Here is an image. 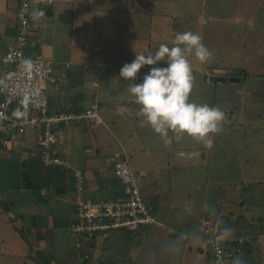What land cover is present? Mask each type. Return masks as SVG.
Wrapping results in <instances>:
<instances>
[{"label": "crops", "instance_id": "crops-1", "mask_svg": "<svg viewBox=\"0 0 264 264\" xmlns=\"http://www.w3.org/2000/svg\"><path fill=\"white\" fill-rule=\"evenodd\" d=\"M23 1L29 4L30 34H33V39H35L32 41L30 38V49L27 55L33 57L41 54L47 59L51 63L53 75L58 81L57 84H46L45 86L49 111L56 113L72 110L75 113H83L91 105H96L97 114L102 121L101 124H94L83 120L54 127L58 140L52 146V153L60 156L70 169L82 170L84 175L82 195L93 201L124 197L122 184L114 177L112 171L113 154L122 150L127 157L130 158V154L137 161V164L134 165L135 172L131 166L130 168L134 173L140 194L143 193L141 197L149 211L156 217L158 221L156 226L166 228L169 235H174L182 242V238H186V242H184L186 244L191 241L197 242L195 248L198 254H201L199 231L205 224H211L213 232L217 236H246L252 240H259L257 243L261 244L264 230L259 229L258 223L253 225L247 221L238 222L235 220L224 227L220 207L216 209L213 202L206 204L204 214L194 229L186 232L180 227L171 225L173 222H170V219H177L176 216H173V211L177 206L157 200L160 178H156V176L161 175L167 178L165 175L173 174L180 168L189 169L192 167L190 151L194 148V156L200 149L198 165L207 159L210 152L209 148L200 145L202 142L189 139L187 136L179 142L173 140L170 146H165L159 135L150 126L142 123L144 118L138 115L140 105L135 103V97L128 91L131 82L124 81L119 76L121 68L135 59L134 54H151L150 45L160 46L165 42L172 45L164 29L165 18H169L170 15L166 4L172 3V1L0 0V54L15 45L14 38L18 32L16 7ZM131 4L133 5L131 19L135 18L136 9L134 6H136L141 10L143 21L147 20L148 30L146 40H133L137 45L132 49L130 46H126V40L133 30H129L126 34H120L115 26L117 20H119V24H126L128 16L126 12L122 11V7ZM37 9L43 11L44 16L34 17L32 13ZM112 20H114L113 23L110 22ZM170 25L172 24L169 20ZM103 26L112 28V31L105 33ZM154 30L155 40L151 41ZM170 32L174 34L173 39L178 34L173 28ZM164 34L166 41L163 39ZM156 66L160 67L161 65ZM145 67L149 68V66ZM145 67L138 73L135 83H142L143 77L146 75ZM213 75V73L205 71V81ZM103 76H110L111 80L102 82ZM240 80L239 78V82ZM211 83L217 86H234L230 83H217L210 80L209 84ZM115 95L116 97L113 99ZM238 114L240 118L244 117L240 110ZM26 132V135L21 136L15 143V149L18 147L22 149L25 156L30 151L37 149L39 138L37 129H28ZM33 135L35 136V145L25 146V140ZM185 139L187 143L184 142ZM168 149H171V153L159 162L158 157ZM180 152H184L185 155L179 156ZM171 169L173 171H170ZM150 174L153 175V179L148 178V176H152ZM64 189V194H54L52 191L54 189L51 188L47 191L50 200L43 204L38 202L32 192L23 188L20 192L18 191L21 193L19 199L7 200L0 194V200L2 199V202L7 206V210H3L0 206V264H3V255L7 257V264H11L12 261L15 264H35L39 262V259H42L43 264H73L77 261V253L71 252L69 255L68 248L70 246L63 244L64 241H69L65 235H70L67 227L68 222L65 223V221H70L74 215L72 206L74 183L72 186V183L67 180ZM254 198L250 197L252 200ZM242 201L239 202L238 207L245 210L248 205L244 206ZM163 213L168 216L164 218ZM14 217L19 220L18 227L25 228L27 231L26 240L21 239L11 225V229L4 225L8 224L7 220ZM226 217V215L223 216L224 219ZM257 219L259 220V218ZM152 228L143 229L141 237H145ZM130 235L134 238L133 233ZM13 236H17L20 240L19 247H16L18 243L13 244ZM59 236H62L63 239L58 240ZM118 237L121 235L114 231L113 233L104 232L92 242H85L81 246L82 248L76 252L80 253L79 257L92 254L91 251L97 255L101 244H107V239L111 242ZM67 238L68 240H66ZM250 241L244 242L248 243L247 247L244 251L236 253L235 258L240 257L244 262L249 263L247 256L252 249L249 248ZM130 242L131 240L129 244ZM55 246L56 248L58 246V250L55 249ZM240 246H244V244L242 243ZM241 252L244 255H239Z\"/></svg>", "mask_w": 264, "mask_h": 264}, {"label": "rangeland", "instance_id": "rangeland-1", "mask_svg": "<svg viewBox=\"0 0 264 264\" xmlns=\"http://www.w3.org/2000/svg\"><path fill=\"white\" fill-rule=\"evenodd\" d=\"M169 1L172 3L166 4V8L169 9L170 19L165 18L164 22L168 39L171 42L173 40L174 34L170 32L172 28L177 33L191 31L202 37V42L212 53L211 59L203 64L194 56L189 58L194 76L189 102L219 107L227 113L223 130L214 134L213 147L209 149V156L205 161L198 165L200 149L194 156V148L190 151L192 167L180 168L173 174L165 175L167 178L156 176L160 178L157 200L177 206L173 211V216L177 219H170V222H173L171 225L186 232L194 229L203 216L208 202H213L216 209L220 207L224 227L231 221L238 220L253 225L258 223L259 229L264 230V0ZM132 7V4L122 7V11L128 16L126 24H119V20L115 21L120 34L133 30L126 40V46H130L131 49L137 45L133 40L143 41L148 36L147 20L143 21L141 10L136 6L135 18L131 19ZM182 15H185L183 19L180 17ZM169 20L173 26H169ZM252 27H256L254 33L259 36L254 37V34L249 33ZM103 30L110 33L112 28L103 26ZM154 33L155 30L151 41L155 40ZM165 34L163 39L166 41ZM243 44L247 47H242ZM168 46L171 48L173 45ZM149 48L152 51L151 55H154L159 46L150 45ZM135 56L136 54L134 58ZM159 64L160 67H166L165 62ZM145 68L144 73L147 74L149 68ZM205 71L213 73L211 77H225L224 83L234 86L209 84L210 77L205 81ZM229 78H237L238 81L231 82L228 81ZM102 80V82L111 80V77L103 76ZM115 97L116 95L113 99ZM239 110L243 112V118H240ZM184 142L187 143L186 139ZM24 145L34 146L35 136L28 137ZM169 153L171 149L164 151L158 157L159 162ZM24 156L19 147L14 152L0 153V194L7 200L21 198L19 192L22 180L19 166ZM129 156L130 166L135 172L134 165L137 161L130 154ZM148 178L153 179V175ZM252 196L255 197L254 200L250 199ZM241 200L244 206L248 205L245 210L238 207ZM2 201L1 199L0 203H4ZM1 208L4 210L2 206ZM224 215L227 216L225 219ZM162 216L165 218L168 215L163 213ZM4 225L11 229L9 222ZM149 227L153 228L145 237H141V230L133 232L134 238L130 244L121 237L114 238L111 242L107 239V244L100 245L97 255L91 251L92 254L87 255L90 257L89 261L80 259L75 264H208L205 256L198 254L195 248L197 242L191 241L186 244L176 239L174 235H169L166 228H159L156 225ZM65 236L69 241H64L63 244L70 246L69 255L72 252L80 256V253L76 252L79 249L76 248L74 239L70 235ZM240 238L251 240L249 248L252 249L247 256L249 263L243 261L244 264H264V238L262 237L261 244L257 243L259 241L257 239L252 240L246 236ZM12 242L18 243L16 247L21 245L17 236H13ZM55 249L58 250V246L57 248L55 246ZM239 255L244 253L241 252ZM6 259V255H3V264H7ZM235 259L233 257L220 262L233 264ZM11 264L15 262L12 261ZM35 264H43L42 259Z\"/></svg>", "mask_w": 264, "mask_h": 264}, {"label": "built area", "instance_id": "built-area-1", "mask_svg": "<svg viewBox=\"0 0 264 264\" xmlns=\"http://www.w3.org/2000/svg\"><path fill=\"white\" fill-rule=\"evenodd\" d=\"M27 4L22 2L18 11L20 28L28 26ZM26 35L17 36L18 46L9 48L0 58V144L2 148L9 147L12 139L23 128L39 131L38 147L46 165H60L58 157L50 158L49 148L57 142V136L52 128L58 125H68L70 122L88 120L94 124L102 121L97 114L96 105H91L83 113L63 112L52 113L48 109V98L45 84L54 83L51 63L42 55L29 57L23 52ZM16 105L15 113L11 109ZM113 174L122 184L124 197L113 200L93 201L82 195L83 177L80 170L75 171L77 179L75 191V210L78 225L72 230L77 232H107L117 229L138 231L143 225L158 224L156 217L145 205L137 186L134 173L130 168L129 159L124 151L113 154ZM203 236L200 248L204 253L212 252V262L216 263L225 256L223 246H230L233 252L239 253V248L249 239L240 237L217 236L213 226L202 227ZM78 246V244H77Z\"/></svg>", "mask_w": 264, "mask_h": 264}, {"label": "clouds", "instance_id": "clouds-1", "mask_svg": "<svg viewBox=\"0 0 264 264\" xmlns=\"http://www.w3.org/2000/svg\"><path fill=\"white\" fill-rule=\"evenodd\" d=\"M32 15L39 18L44 13L37 9ZM171 43V48L166 43L160 44L154 55L136 54L131 63L121 68L119 76L131 82L128 91L140 105L138 115L144 118L142 123L150 126L165 146L187 136L210 149L214 134L223 130L226 114L219 107L189 102L194 83L189 58L194 56L203 64L211 59L212 53L203 44L202 37L191 31L178 33ZM160 62H165L166 67H157ZM145 66H149L148 73L142 83H135ZM178 155L184 156L185 153ZM216 264H221L219 256ZM233 264L244 262L237 257Z\"/></svg>", "mask_w": 264, "mask_h": 264}, {"label": "trees", "instance_id": "trees-1", "mask_svg": "<svg viewBox=\"0 0 264 264\" xmlns=\"http://www.w3.org/2000/svg\"><path fill=\"white\" fill-rule=\"evenodd\" d=\"M26 4H27V11H28L29 4L28 3H26ZM20 5H17V7H16V23H17L18 32L14 38V41H15L14 44L15 45L13 47H10V48H14V47L18 46L17 36L19 34H21L22 32H24L27 39L25 41V46L23 47V52H24V54L27 55L28 51L30 49L29 48L30 42H31L30 38L32 39V41H34L35 39H33V34H30L31 30H30V15L29 14H27V20H28L27 28L25 30H22L20 28V19H19V15H18V11L20 10ZM184 16L185 15L180 16L181 19H183ZM255 28L256 27H252L251 31L249 32V33L254 34V37L259 36L258 34L254 33ZM245 46H246V44L242 45V47H245ZM6 52H7V50L4 53H1L0 58L3 57ZM215 66H217V64H215ZM244 76H246V73ZM57 82L58 81L55 80L54 83H49V84H57ZM15 108H16L15 104L11 106L13 113H15V115H17ZM63 112H73V111L72 110H66ZM56 113H58V112H56ZM62 125H64V124H62ZM28 129H31V128H23L19 133H17L15 135V137L12 139L11 145L9 147L2 148V145L0 144V153L6 154L7 152H14L15 146H16L15 143L18 142V140L21 138V136H23L24 134L26 135V133H27L26 131ZM32 130H34V129H32ZM55 131H56V128H52V132L54 134H55ZM52 146L48 150L50 158H52V157L57 158L58 157V159L61 160L62 164L55 165V166H53L51 164L46 165L43 162L44 160L42 158V153L40 152V149L37 145V149L30 151L28 153L27 157L24 156L22 162L20 163L19 169H20V175H21V180H22L21 188H23L25 190H29L30 192H32L34 194V196L36 197V199H38V202L40 204H43V203H47L50 200V197L48 196L47 191H49L51 188L54 189V190H52L54 194H64V192H65L64 185L67 184V180L70 183H72V186L74 183L73 200H72V203H73L72 206H73V211H74L73 214L74 215L71 218V220L68 221L67 227L70 231V235L72 236V239H74V241H75L76 248H79V250H80V248H82L81 246H83L85 242H87V243L92 242L93 240L97 239L98 236L103 234V232L92 231L89 233L87 231L77 232V231L72 230L73 226L78 225V218L76 217V210H75V204H74L75 195H76L75 187H76V183H77V179L75 177V171L80 170L81 175L83 177V181H84V175H83V172L81 169H77V168L70 169V167L67 165V163L60 156L53 154L52 153ZM27 150H28V148H27ZM119 151H121V150H118L115 153H117ZM44 190H45V192H42ZM96 202H98V201H96ZM8 222L13 227V230L18 233V235L20 236L21 239H23V240L27 239V234H28L27 231L24 228H22V227L20 228L15 224V222L19 223V220L15 219V217H14L13 219H9ZM149 226L150 225L140 226L138 228V230L140 229L142 231L143 229H146ZM114 232L120 234L122 238H124L127 242H129L133 238L132 235H130V234L135 232V231L125 230V229H117V230H114ZM199 236H200V240H201V237L203 236L202 230L199 231ZM57 238H58V240L60 238L63 239L62 236H59ZM182 239H183V242H186V238L183 237ZM77 244H78V246H77ZM243 244H244V246H237V248H239V251H242V250L244 251V249L248 245V243H243ZM222 248H223V251L225 253V256L222 258V260L235 257L236 252H233V249H231L230 246H225V247L223 246ZM199 250L201 251V255L205 256L204 258L208 262V264H216V263L212 262V260H213L212 254H211L212 252L208 251L207 253H204L201 250L200 246H199ZM80 259L89 261L90 258L88 256H82V257L78 256L77 261L75 263L79 262Z\"/></svg>", "mask_w": 264, "mask_h": 264}, {"label": "water", "instance_id": "water-1", "mask_svg": "<svg viewBox=\"0 0 264 264\" xmlns=\"http://www.w3.org/2000/svg\"><path fill=\"white\" fill-rule=\"evenodd\" d=\"M210 80L211 81H214V82H218V83H224L226 80H225V77H220V76H214V77H210ZM228 81H238L237 78H229ZM0 206H2L4 208V210H7V207L5 206L4 203H0Z\"/></svg>", "mask_w": 264, "mask_h": 264}, {"label": "bare ground", "instance_id": "bare-ground-1", "mask_svg": "<svg viewBox=\"0 0 264 264\" xmlns=\"http://www.w3.org/2000/svg\"><path fill=\"white\" fill-rule=\"evenodd\" d=\"M60 158V157H59Z\"/></svg>", "mask_w": 264, "mask_h": 264}]
</instances>
